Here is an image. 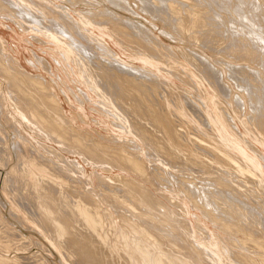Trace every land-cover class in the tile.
Returning a JSON list of instances; mask_svg holds the SVG:
<instances>
[{"label": "bare ground", "instance_id": "obj_1", "mask_svg": "<svg viewBox=\"0 0 264 264\" xmlns=\"http://www.w3.org/2000/svg\"><path fill=\"white\" fill-rule=\"evenodd\" d=\"M55 1L60 4L51 7L37 0H0V15L15 19L22 31L33 29L50 39L58 55L55 63L61 66L60 62L71 60L87 88L102 99L109 124L122 135L139 139L147 152L143 156V147L132 139L119 147L100 144L74 127L48 81L24 72L0 39V74L8 83L10 101L27 128L40 138L32 139L22 130L21 121L8 114L4 121L15 131L10 142L0 120V168L7 171L5 177L0 173V188L11 218L49 240L60 252L62 264H225L227 258L234 264H259L257 259L264 264V174L262 165L242 144L263 162L264 154L243 135L226 104H217L220 119H210L200 100L152 70L156 61L170 66V75L202 92L209 101L205 87L196 86L191 75L172 63L182 61L170 46L139 23L108 9L113 5L128 11L130 0H104L110 4L107 8L86 0L83 4L91 8L81 15L72 11L83 0ZM138 2L142 11L163 24L161 33L203 52L180 49L230 105L244 130L264 146V0ZM123 48L145 65H129L123 60ZM36 62L52 73L51 62L39 56ZM68 68L75 72L72 65ZM1 92L0 118L7 104ZM66 92L63 90L68 99ZM82 94L91 102L89 93ZM218 126L229 130L237 141L229 140ZM45 138L54 139L62 152L81 154L86 163L105 165L107 173L115 167L133 172L138 179L113 173L103 177L96 172L100 188L96 193L85 177L86 169L41 141ZM39 148L61 163L68 162L78 175ZM156 163L166 166L170 177ZM170 179L227 236L220 238L226 259L218 251L196 244L185 205L168 199L182 210V216L165 203L164 194H156L161 187L172 191ZM102 203L115 208L118 219ZM2 212L0 253L29 249L24 234ZM197 229L211 239L207 229L198 225ZM26 260L21 258L23 263ZM41 262L37 264L48 261Z\"/></svg>", "mask_w": 264, "mask_h": 264}, {"label": "rangeland", "instance_id": "obj_2", "mask_svg": "<svg viewBox=\"0 0 264 264\" xmlns=\"http://www.w3.org/2000/svg\"><path fill=\"white\" fill-rule=\"evenodd\" d=\"M37 1L42 2L43 4L49 5L51 7L54 6V3L56 5L60 4L59 2H57L55 0H40V1L37 0ZM95 1L96 2L98 1L101 4L100 7H103V8H107L110 5L108 2H105L104 0H102V1L101 0H95ZM109 1H113V0H109ZM138 1L139 0H130L129 1V7L130 8L128 11L122 10V9L117 8L115 6L113 7V5H110L108 7V9H110V11L114 12L115 14L120 15L121 17H124L126 19H129V20H132L134 22L139 23L140 25H142L146 29H148L158 39L162 40V42L165 45L170 46L171 49L176 53V55L182 61V63H178L175 61H172V63L174 65L178 66L179 68H181L182 71L191 75L193 82L195 83L196 86L201 87L203 85L205 87V89L207 90V92L210 96L209 101L206 102L207 100H205V97L202 94V92L197 91L194 87L192 88V86L185 85L184 82H181V80L179 81L176 76L170 75L171 74V67L170 66L156 61L155 62L156 66L153 67L152 70L155 71L165 82H168V83L174 85L175 87H180L181 89L185 90L189 95L193 96L197 100H200L203 103V106L207 109L209 116H210V119H214V120L220 119L219 107L217 104L220 102L225 103L226 106L228 107V109L232 112V114H233L237 124L239 125L243 135L247 138L248 141L255 144L256 147L261 151V153L264 154V146L259 142V140L254 135L251 136L252 134H249V132L245 131L247 129L245 127H242L241 122L239 121L237 116L234 114V112L231 110L230 105L227 102H225L220 96H218L219 94H217L213 90V88L209 85V83L206 80H204V78L199 74L197 69L195 67H193L191 65V63L188 62V60H186V58L183 55H181L182 53H181L180 49H182V50L190 49L193 51H198L201 54H203V52L201 50H198L197 47H194L195 45H192L189 43L190 44V46H189L188 42H182V43H181V41L176 42L175 39L172 40L169 37H167L166 35H164L163 33H161V31L164 30L163 24L161 22H159V20L157 21V19H155V21H154V18H152L151 16L146 14L144 11H142L141 10V4ZM84 2H86V0L85 1L83 0L82 2H80L79 5H77V7H75L76 9H74V10L72 9L73 10L72 12L78 13L79 15H81L82 11H84V10L87 11L89 8H91L89 5L83 4ZM62 4L66 5L68 8H72V6L69 5L68 3H62ZM74 16L77 18L76 15H74ZM9 19H5L0 15V39H2L3 43L5 42L4 45L6 46V48L8 47L7 48L8 54L18 61V64L21 66V69L24 72H27L28 74L33 75V76L40 75L48 81V84L51 87V90L57 95V97L62 102L65 113H66L67 117L71 120L73 126L79 130H82L85 134H87L89 137H91L92 140H94L95 142H98V143L104 144V145H108V146L116 145L119 147L120 143H124L125 141H130L131 139L138 141V143H140L141 146L143 147V154L142 155L144 156V154L147 152V149H146L145 145L139 139H137L133 136L130 137L127 135H122L119 131L114 129L111 126V124H109L110 118H107V114L104 110L105 107H104V105H102L103 104L102 99H100L91 90H89L87 88L85 79H83V76L81 75V73L76 71V68L73 65V63L71 62V60H68L66 62L67 64L60 62L61 66L57 65L55 63V59H54V58H58V55L54 51L56 47L54 46V44H52V41L50 39H48L44 35H41L40 33H37L33 29H30V30L27 29V31H26V29L24 28L25 30L22 31L21 29H19L18 25H16L15 19H13L12 17H9ZM19 21L21 23H24L29 28L33 27L29 23H26L22 20H19ZM37 39L44 41V43L39 44V42L36 41ZM85 43L88 44L89 41L85 42ZM122 53H123V60H125L129 65L136 66V67H140V66L145 65V63H142V62L135 59V56L131 52L130 49L123 48ZM38 56L42 57V58H44L47 61L52 63V66H53L52 73L46 72V70L43 69V67L36 65V63H37L36 61H37ZM29 61H32L34 64L33 65L30 64ZM69 64L75 68V72L70 71V69L68 68ZM164 70L166 73L164 72ZM53 80H55L56 83L52 82ZM0 83H1L0 92L2 91L1 93L4 95V97L6 98V102H7V104L5 105L6 110L4 112L3 117H1L0 120L3 123V125L5 126V129L7 130L8 134H9V137H8L9 141L10 142L13 141V138H14L13 136H14L15 131H14V128L12 126L10 127L12 129H9V123H7L8 124L7 125L6 124L7 121L6 122L4 121L6 115H8V114H12L13 116L17 117L21 121L20 124H21L22 130L24 132H26L32 139L40 140V138L37 137V134H35L33 130L27 128L26 120L14 109V107L10 101L8 92H7L8 91V89H7L8 83L5 81V79L3 77H1V74H0ZM5 89H7V90H5ZM63 90L67 91L66 95L68 96V99L64 95ZM68 90H70V91H68ZM86 92L89 93L90 98H91V102L85 101L84 97L82 96V95H84L82 93H86ZM76 96L78 98H74ZM78 99H79V102H78ZM77 115H80L81 117L77 116ZM83 120H85L86 122H84ZM109 126H110L111 130H109ZM218 127H219L220 131H223L224 135L229 140H231L233 142L235 140L237 141V138H235V136L229 130H221V127L220 126H218ZM101 137H103V138H101ZM113 140H114V142H113ZM41 141L52 146V147H55L56 149H58L59 151L62 152L60 145L56 141H54V139H52V138L46 139L45 138V139H42ZM242 147L244 150H246V152H248L250 155H252L254 157V159L257 161V163L259 162L262 165V171L264 174V162L262 160H260L255 154H253L243 144H242ZM39 151L41 153L45 154L47 157L52 158L53 160H55L57 163L61 164L62 166L69 167V169L72 170L71 166L68 165V162H65V164L61 163V161L59 159L55 158L53 156V154L49 153L47 150H45L43 148H39ZM256 151H257V149H256ZM62 153L68 161L77 160L86 169L85 177H87L88 182L90 181L89 182L91 185L90 188L96 193H99L98 190H100V188L98 187L99 183H98V180L96 177V172L103 177H111L112 173H113V174H119V175H124L126 177H132L134 179H138V177L133 172H130V171L122 172L120 169H117L115 167L112 168L113 169L112 173L111 172L107 173L108 171L105 169V165L99 164V163H94L92 161H88L86 163L85 158L83 156H81V154H79V153H76V154L74 152H72V153L62 152ZM66 164H67V166H66ZM13 165H15V161H13L11 166H13ZM156 165L160 166L159 163H156ZM160 167L166 172V175L168 177H170L168 175V173H169L168 168L166 166H163V167L160 166ZM1 171H2V176L5 177L7 171L0 168V173H1ZM71 172L75 176H77L79 173V171L75 170V169L72 170ZM74 172H76L77 175ZM82 179H83L82 180V182H83L85 178H82ZM170 180L172 181V183L174 185L172 188V191H170L168 189H164V187H161L156 192V194L158 196L161 194H164L167 197V199L164 200L165 203L171 209L180 212V214L182 216H184V213H182V210L179 209V207L176 205H173V204L171 205V201L169 203L168 199L173 200L177 204L185 205V207L187 209V219H189V221L191 222L196 244L203 246L205 248L210 247L211 250L218 251L220 254H222V256H224V253H223L224 250L221 248V245H220V242H221L220 238L221 239H227V236L224 234V232L219 230L217 225H215L213 222L211 223L210 219L207 218L209 220L208 221L206 219L205 215L202 213V211H200V209L193 206L192 202L189 199L183 197L184 195L181 193V191L178 190L179 189L178 186H176L177 183L173 182L172 179H170ZM174 195H175V197H174ZM0 200H1L0 201L1 202L0 207L2 208V209L0 208V211L2 212V210H3L2 213H3L4 217L10 221V223L12 224L13 227H15L17 230L21 231L24 234L23 236H25L24 238L26 239V241L28 240L29 242L28 241L27 242L31 244L29 246V249L28 248H26V249L24 248L25 250L24 249H16L15 252H14V250H10V253H9L10 255L8 254V252L7 253L5 252L3 254L0 253V257L5 259V260L6 259L10 260L12 258L11 261L8 260L9 262H7L5 260L3 261L1 258H0V261L7 263V264L8 263L11 264L13 259L14 260L17 259V260H15V262H12V264H20L22 261H25L27 258V260H26L27 262H25V263L22 262L23 264H26V263L37 264V262H39V261L40 262L44 261V263H46L48 261L46 264H62L60 252L58 250L56 251V248H54V246L52 245V243L49 240H47L40 232L38 233V231H32V229H30V228H29L30 229L29 230L28 228L24 227L22 224H21L22 225L21 226L20 223H18L16 220H14V218L13 219L11 218L12 217L11 216V208H10L9 203H8V201L5 197V194L2 190V187L0 188ZM181 200H183V202ZM2 203H3V205L1 206ZM102 206L105 210H107L109 212V214H111L110 215L111 217L118 219L115 215V211H116L115 208H114L115 209V211H114V209L112 210L111 207H109L103 203H102ZM197 225L207 229L209 231V234L211 235V239L210 238L206 239L204 235L200 234V232H198ZM26 229H28V230H26ZM197 233H199L200 235ZM202 236H204V238ZM34 243H36V244L33 247ZM42 245H44V246H42ZM21 250H23V252ZM43 250H44V252H43ZM26 251H28V252H26ZM36 253H37V256H36ZM6 256H8L9 258ZM33 256H34V258L36 256V258L34 259ZM29 257H30V259L32 257V260L28 259ZM21 258H22V261H21ZM37 259H38V261H37ZM225 259H226V257H225ZM18 260L20 263H18ZM257 260H258L259 264H262L259 259H257ZM16 261H17V263H16ZM32 261H34V262H32ZM41 263H43V262H41ZM225 264H234V263L231 259L227 258Z\"/></svg>", "mask_w": 264, "mask_h": 264}]
</instances>
